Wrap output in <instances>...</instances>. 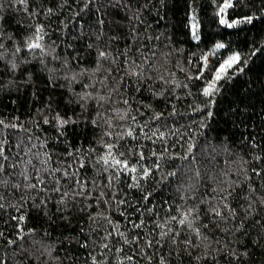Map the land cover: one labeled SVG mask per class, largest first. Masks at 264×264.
I'll return each instance as SVG.
<instances>
[{
    "label": "trees",
    "instance_id": "trees-1",
    "mask_svg": "<svg viewBox=\"0 0 264 264\" xmlns=\"http://www.w3.org/2000/svg\"><path fill=\"white\" fill-rule=\"evenodd\" d=\"M0 264H264V0H0Z\"/></svg>",
    "mask_w": 264,
    "mask_h": 264
},
{
    "label": "snow or ice",
    "instance_id": "snow-or-ice-1",
    "mask_svg": "<svg viewBox=\"0 0 264 264\" xmlns=\"http://www.w3.org/2000/svg\"><path fill=\"white\" fill-rule=\"evenodd\" d=\"M229 5H225V7H228ZM229 26H231V25H229ZM29 47H31V48H39L40 47V44L39 43H33V44H31ZM101 55H103V53L101 54ZM234 59H236V60H238L239 59V57H235ZM220 77H219V75L217 76V79H219ZM206 95H208V94H210V92H208V91H206V93H205ZM104 162H105V164H107L108 163V160L107 159H105L104 160ZM114 164L115 165H120L121 164V161H119V160H115L114 161ZM124 168H127V165L126 164H124V165H122ZM136 169L135 168H133V169H131V171H135ZM181 223H183V221H181Z\"/></svg>",
    "mask_w": 264,
    "mask_h": 264
}]
</instances>
